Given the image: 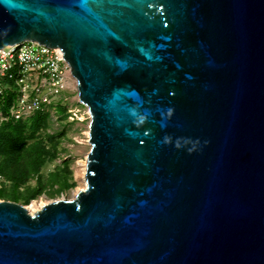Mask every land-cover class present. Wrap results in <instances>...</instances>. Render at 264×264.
<instances>
[{"label": "water", "instance_id": "95a60500", "mask_svg": "<svg viewBox=\"0 0 264 264\" xmlns=\"http://www.w3.org/2000/svg\"><path fill=\"white\" fill-rule=\"evenodd\" d=\"M59 47L86 187L0 200V264H264V0H0V48Z\"/></svg>", "mask_w": 264, "mask_h": 264}, {"label": "rangeland", "instance_id": "374dc122", "mask_svg": "<svg viewBox=\"0 0 264 264\" xmlns=\"http://www.w3.org/2000/svg\"><path fill=\"white\" fill-rule=\"evenodd\" d=\"M76 99L77 92H71L69 102L64 106L65 112L60 113L58 107L63 104L59 105L49 117L47 129L43 128L35 138L28 140L29 145L41 140L48 151L38 170L22 173L24 178L21 180L15 160L0 153V200L16 201L30 207L33 202L45 204L62 198L71 199L83 188L77 169L79 161L86 160L90 149L87 137L90 113L88 107ZM25 161L28 162L27 158L22 161L23 165Z\"/></svg>", "mask_w": 264, "mask_h": 264}, {"label": "built area", "instance_id": "2783aa9c", "mask_svg": "<svg viewBox=\"0 0 264 264\" xmlns=\"http://www.w3.org/2000/svg\"><path fill=\"white\" fill-rule=\"evenodd\" d=\"M71 92H77L80 102L61 48L36 41L0 48V122L29 119L38 112L51 116L59 105L66 106Z\"/></svg>", "mask_w": 264, "mask_h": 264}, {"label": "trees", "instance_id": "16d2710c", "mask_svg": "<svg viewBox=\"0 0 264 264\" xmlns=\"http://www.w3.org/2000/svg\"><path fill=\"white\" fill-rule=\"evenodd\" d=\"M58 110L60 113L65 112L64 106H59ZM49 117L51 116L48 113L38 112L28 121L10 120L2 122L0 125V153L4 154L6 158L11 156L15 160L16 168L20 169L19 179L21 180L30 170H38L47 158L48 151L46 152V145L41 140H35L31 145L28 140L35 138L43 128L47 129ZM25 158L28 162L25 161L26 164L23 165L22 161Z\"/></svg>", "mask_w": 264, "mask_h": 264}, {"label": "bare ground", "instance_id": "6f19581e", "mask_svg": "<svg viewBox=\"0 0 264 264\" xmlns=\"http://www.w3.org/2000/svg\"><path fill=\"white\" fill-rule=\"evenodd\" d=\"M90 138L89 132H88V136ZM90 141V140H88ZM85 153V152H84ZM87 157V156H86ZM86 160L84 161H79L78 166L79 168L77 169V176L80 180V183L82 184L84 189L86 187V169H87V158H85ZM44 205V202H33L32 205L30 207H27L28 210L33 213L36 210L40 209L42 206Z\"/></svg>", "mask_w": 264, "mask_h": 264}]
</instances>
